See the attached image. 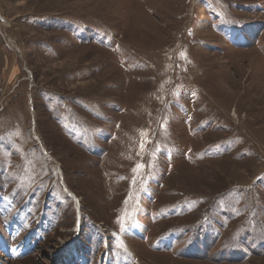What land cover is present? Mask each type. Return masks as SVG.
I'll list each match as a JSON object with an SVG mask.
<instances>
[{"label": "rangeland", "instance_id": "obj_1", "mask_svg": "<svg viewBox=\"0 0 264 264\" xmlns=\"http://www.w3.org/2000/svg\"><path fill=\"white\" fill-rule=\"evenodd\" d=\"M0 264H264V0H0Z\"/></svg>", "mask_w": 264, "mask_h": 264}]
</instances>
